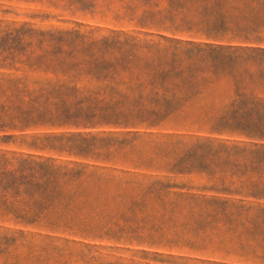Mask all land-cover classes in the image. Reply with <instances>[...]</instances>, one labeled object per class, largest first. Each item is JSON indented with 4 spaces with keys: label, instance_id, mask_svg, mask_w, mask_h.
I'll use <instances>...</instances> for the list:
<instances>
[{
    "label": "trees",
    "instance_id": "obj_1",
    "mask_svg": "<svg viewBox=\"0 0 264 264\" xmlns=\"http://www.w3.org/2000/svg\"><path fill=\"white\" fill-rule=\"evenodd\" d=\"M119 1L130 30L0 19V147L32 151L0 148V264L62 234L264 264V0Z\"/></svg>",
    "mask_w": 264,
    "mask_h": 264
},
{
    "label": "rangeland",
    "instance_id": "obj_2",
    "mask_svg": "<svg viewBox=\"0 0 264 264\" xmlns=\"http://www.w3.org/2000/svg\"><path fill=\"white\" fill-rule=\"evenodd\" d=\"M122 13V3L119 0H0V19L29 22L42 28H69L81 24L87 28L99 27L103 31L130 30L131 26L120 20L124 19ZM0 148L32 152L20 143ZM40 154L49 156L47 153ZM187 180L188 178L179 179L182 182ZM192 180L194 184L200 182L197 179ZM57 236L62 239L49 242L48 248L42 252V262L27 259L20 264H168L160 261H168L170 256L219 261L215 258L197 256L187 249L150 247L145 244L112 240L92 241L66 234ZM48 249H52L53 252L47 254ZM142 251L147 254L141 253ZM177 262L182 261L177 260ZM226 262L231 263L229 260Z\"/></svg>",
    "mask_w": 264,
    "mask_h": 264
}]
</instances>
